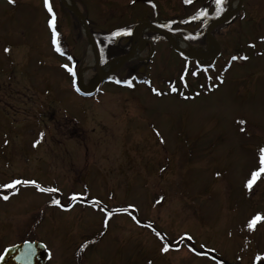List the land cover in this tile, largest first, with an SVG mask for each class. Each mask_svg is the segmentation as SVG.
<instances>
[{
  "label": "rangeland",
  "instance_id": "obj_1",
  "mask_svg": "<svg viewBox=\"0 0 264 264\" xmlns=\"http://www.w3.org/2000/svg\"><path fill=\"white\" fill-rule=\"evenodd\" d=\"M74 1L100 42L115 28L184 14L180 0ZM256 1L242 0L218 29L222 52L208 65L150 33L149 61L132 60L102 83L61 0L49 4L62 53L44 0H0V256L38 240L52 251L47 264H77L86 239L82 264H218L187 243L162 251L153 230H164L235 264H261L264 172L246 186L264 148V0ZM76 60L74 84L63 65L74 70ZM16 179L58 191L2 186Z\"/></svg>",
  "mask_w": 264,
  "mask_h": 264
},
{
  "label": "water",
  "instance_id": "obj_2",
  "mask_svg": "<svg viewBox=\"0 0 264 264\" xmlns=\"http://www.w3.org/2000/svg\"><path fill=\"white\" fill-rule=\"evenodd\" d=\"M64 5L70 9L79 19V21L81 22L82 27L84 28L86 34L88 35L89 38V42L92 44L95 53L97 55V57H99V52L96 46V43L94 41V38L91 34V31L88 27L87 21L85 19V17L83 16L82 13H80L77 9H75L74 7H72L71 5L67 4L65 2V0H62ZM224 18H220L215 20L214 22H212L207 30L209 37L213 40L212 35H211V29L218 24L219 22L223 21ZM152 28H154L155 30L161 32L162 34H164L165 36H167L169 39H171V34L156 26L151 24L150 25ZM178 51L186 54L187 51L180 49L178 47H175ZM134 49V45L131 47L130 51L125 55V59L123 60V63H125L126 61L130 60V55L132 53ZM97 69H100V65L98 63L97 65ZM117 69H113L111 70L109 73H107L105 76L100 75V77L102 79L107 78L110 74L114 73ZM25 252H29L30 254L27 257H24L22 254ZM49 258V253L46 250V247L44 244L37 242V241H33V242H22L13 246L8 247L4 254L2 255V258L0 260V264H44L45 261Z\"/></svg>",
  "mask_w": 264,
  "mask_h": 264
},
{
  "label": "snow or ice",
  "instance_id": "obj_3",
  "mask_svg": "<svg viewBox=\"0 0 264 264\" xmlns=\"http://www.w3.org/2000/svg\"><path fill=\"white\" fill-rule=\"evenodd\" d=\"M10 2H12V0H10ZM185 2H191V0H185ZM223 3H224V0H215V5H216V7L218 9H222ZM44 4H45V7L48 9L49 13L52 14V19L49 21V25L53 28V31H52V43H53L56 51L62 53V49L59 46L58 33L55 31V27H54L55 15L53 13L51 5L49 4V0H44ZM200 15H202V16L203 15H207V13L206 12H201ZM129 34H130V30H120V31H117L116 33H114L113 35L118 36V35H129ZM5 51L7 52L8 49L6 48ZM232 59L236 60L237 57L234 56V57H232ZM244 59H246V57ZM69 60H71V57H69ZM63 67H65L66 70L69 73H71L73 75V77H75V72H74L72 67H70L67 64L63 65ZM73 83L75 84V79H73ZM125 83H128V82L125 81ZM77 91H79V89H77ZM153 91L155 92L156 89H153ZM173 91H175V89H173ZM157 94H159V93H157ZM241 123H244V122L241 121ZM40 135H41V137H43V133H41ZM36 143H39V141H37ZM259 164H260L259 171H254L252 173V175H251V178L247 182L246 186L248 188H251L253 183L259 178L260 173L264 172V148L260 149ZM29 184L34 185L39 191H42V192H55V191H58V189H53V188H42L38 183H36V181H33V180H19V179H16V180H12L10 183H6V184H4L2 186L4 188H6V189L15 190L17 185H29ZM2 198L4 200H8L9 197L7 195H4ZM73 199H75V197H73ZM52 203L58 205L59 201L58 200H53ZM261 219H262V217L259 214H257L251 221H249L248 227L252 228L253 225H255L256 222L260 221ZM157 236H160V233H157ZM187 238L189 240L191 239L190 236L187 237ZM168 248H169V245L166 243V244H164V246L162 248V251H167ZM29 254H30L29 252H25L22 255L24 257H27ZM257 259H260L261 260V264H264V258L257 257Z\"/></svg>",
  "mask_w": 264,
  "mask_h": 264
},
{
  "label": "bare ground",
  "instance_id": "obj_4",
  "mask_svg": "<svg viewBox=\"0 0 264 264\" xmlns=\"http://www.w3.org/2000/svg\"><path fill=\"white\" fill-rule=\"evenodd\" d=\"M66 3L70 4L72 7H74L75 9L77 8V5L75 3L74 0H65ZM239 3L238 1L234 0L229 8V10L227 11V14L225 15V18H228L234 11L235 9L238 7ZM152 28H150L149 25H144L142 27H140L138 29V35L137 38L140 40V43L137 44L134 48V50L131 53V57L138 60L142 58V53H143V43H142V39H141V35L143 33H145L146 30H151ZM172 42L179 47H184L185 46V42L183 40V38H181L179 35H173L172 36ZM218 51V44L216 42H214L213 40L209 41L208 47L204 48V49H194L191 52L192 56H198L199 60L202 62L208 61L214 54H216V52ZM87 56L89 58H91V64L96 65L98 62L97 57L95 56L94 53V49L93 47L90 45L88 48V52H87ZM125 58H121V59H117L115 61L112 62H107L105 64H103L101 66V68L98 70L99 74L102 76H105L107 73H109L111 70L113 69H119L121 65H123V60Z\"/></svg>",
  "mask_w": 264,
  "mask_h": 264
},
{
  "label": "trees",
  "instance_id": "obj_5",
  "mask_svg": "<svg viewBox=\"0 0 264 264\" xmlns=\"http://www.w3.org/2000/svg\"><path fill=\"white\" fill-rule=\"evenodd\" d=\"M188 24H189V22L188 23L181 22L180 28L176 25H169V26L167 25L166 28L172 32L183 33L185 38L190 40L193 43H204L205 38H206L205 27L200 26L196 29L195 33H189L190 31L185 29V27H187ZM131 29H132V25H129L127 27V30L131 31ZM121 30H124V29H121ZM92 32L94 33V31H92ZM112 36H113L112 38H110L109 40H106L105 42H100L97 40L98 44L100 46V52L102 54V62H104L107 59L106 57L108 54L109 55L111 54L110 56L114 57V56L124 54L128 49V47H127L128 43L125 44V42L122 41L121 35H118V36L112 35ZM129 39H130V35H129ZM108 50L110 51L109 53H107ZM144 63H147V61L137 62L136 66H141ZM132 76H133V74L131 73L129 75L130 79L133 78ZM227 264H229V263H227Z\"/></svg>",
  "mask_w": 264,
  "mask_h": 264
},
{
  "label": "flooded vegetation",
  "instance_id": "obj_6",
  "mask_svg": "<svg viewBox=\"0 0 264 264\" xmlns=\"http://www.w3.org/2000/svg\"><path fill=\"white\" fill-rule=\"evenodd\" d=\"M249 3H257L256 0H248ZM210 4V3H215V0H191V2H185V0H180L179 1V5L180 7H182L183 10H181L183 13H185L187 11V8L188 9H191L194 7H196L197 4ZM196 8L193 9L190 13H188L189 15H196V12H195ZM75 252H76V249H75Z\"/></svg>",
  "mask_w": 264,
  "mask_h": 264
}]
</instances>
